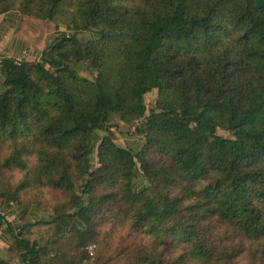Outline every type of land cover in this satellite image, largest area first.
I'll use <instances>...</instances> for the list:
<instances>
[{"label":"trees","instance_id":"1","mask_svg":"<svg viewBox=\"0 0 264 264\" xmlns=\"http://www.w3.org/2000/svg\"><path fill=\"white\" fill-rule=\"evenodd\" d=\"M12 11L14 36L42 56L0 61V142L11 144L0 211L62 202L23 224L18 264H92L111 223L142 237L126 264H264V0H0V15ZM46 23L65 29L48 45ZM89 28L96 38L79 44ZM115 119L142 150L114 145Z\"/></svg>","mask_w":264,"mask_h":264},{"label":"rangeland","instance_id":"2","mask_svg":"<svg viewBox=\"0 0 264 264\" xmlns=\"http://www.w3.org/2000/svg\"><path fill=\"white\" fill-rule=\"evenodd\" d=\"M49 41H53L55 36L54 29L51 27ZM64 29V28H63ZM65 32V29H64ZM55 36V37H54ZM96 38V34L94 32L93 28H89L88 30L81 31L76 34V39L79 42V44L83 45L91 40H94ZM16 61V60H15ZM19 64V62H16ZM71 68L78 73L80 76L88 79V80H94L95 73L90 69V66L88 64L87 60L83 61H76L75 59H71L69 62ZM52 71V70H51ZM2 82L3 77L0 73V92L2 91ZM157 100V91L155 89L151 90L150 92L146 93L144 95V108H145V116H149L150 110L155 107ZM112 125V131L115 133L116 139L114 140V145L122 150H130L132 152L134 151H140L145 146L146 142L143 137H138L133 134L132 128L130 126H126L123 123L119 122L117 119L115 121H111ZM95 140L90 142V153L87 157L88 163L92 165V169H96L100 166L99 164V158H98V147L100 144L101 138L105 137L106 133L102 130H97L94 133ZM218 136L221 137H229V134L227 132L218 130L216 133ZM10 142V141H8ZM6 142L5 144H1L0 142V160H2L3 157L7 158L6 151L11 147V144ZM4 158V159H5ZM26 159H29L26 158ZM34 159L36 160V157L34 156ZM31 158V160H25L27 165H29V162L34 160ZM136 168H139V164L136 162ZM21 172H16L15 176H12V173H5L6 180L14 185V180L20 179L22 177ZM79 185L80 182H77ZM144 181L141 178H136L134 180V189L135 191H139L144 186ZM102 188L99 189L96 193L100 195L102 193ZM19 197L21 199L23 198V204H28L27 198L33 199L32 195L27 192H21L19 194ZM60 200V199H59ZM62 202L52 201V196L48 195L45 197V202L43 201V207L42 208H36L34 206L28 207L25 214L21 209H19L20 212L17 213L18 216V222L12 227V233H14L15 236L19 235L20 229L23 226L25 222H35L39 220H48L53 216L52 211L53 205H58ZM65 203V202H64ZM63 203V204H64ZM3 206V202H0V209ZM17 208V207H16ZM18 209V208H17ZM6 212L1 210L0 211V217L3 219L2 223L5 221V214ZM22 215V216H21ZM214 233L222 234V231H216ZM140 239L142 237H127L126 233L121 230L120 227L115 226L114 224L101 226L99 229V238L96 242V254L94 255V260L91 259L90 261L92 264H126L127 255L130 253L135 254V248L140 244ZM145 239L141 240V243ZM93 246L89 247V249ZM128 251V252H127ZM127 252V253H126ZM92 256V255H90ZM18 264V261L15 263Z\"/></svg>","mask_w":264,"mask_h":264},{"label":"crops","instance_id":"3","mask_svg":"<svg viewBox=\"0 0 264 264\" xmlns=\"http://www.w3.org/2000/svg\"><path fill=\"white\" fill-rule=\"evenodd\" d=\"M19 21L20 15L14 11L0 15V61L4 58H12L16 61L38 62L41 59V53L34 51L14 36ZM50 26L53 27L56 37L64 32L62 27L46 23L47 45L51 42L49 41ZM5 212V221L0 226V264L5 262L15 264L17 260L11 252V248L15 244V235L12 233V227L19 221L17 213L20 211L16 207H12ZM25 213H22V215Z\"/></svg>","mask_w":264,"mask_h":264},{"label":"built area","instance_id":"4","mask_svg":"<svg viewBox=\"0 0 264 264\" xmlns=\"http://www.w3.org/2000/svg\"><path fill=\"white\" fill-rule=\"evenodd\" d=\"M16 62H21V61H16ZM89 251L92 252V248H90ZM90 255H91V253H90Z\"/></svg>","mask_w":264,"mask_h":264}]
</instances>
